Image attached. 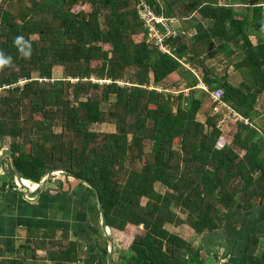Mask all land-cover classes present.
I'll return each mask as SVG.
<instances>
[{
	"label": "trees",
	"instance_id": "1",
	"mask_svg": "<svg viewBox=\"0 0 264 264\" xmlns=\"http://www.w3.org/2000/svg\"><path fill=\"white\" fill-rule=\"evenodd\" d=\"M145 1L166 18H176L172 6L179 5L183 23L164 41L171 54L147 38L138 0H0V52L11 57L0 68V150L9 139L22 179L38 183L63 169L95 187L113 235L133 236L115 264H204L197 255L181 256L191 246L163 225H187L200 235L221 228L223 212L240 196L245 208L264 202V105L257 108L264 45L249 41L264 25L262 6L240 1L245 6L238 12L233 1L172 0L162 10L159 1ZM17 37H23L19 45ZM220 51L227 63L237 58V86L218 71ZM55 67L61 78L53 77ZM171 73L180 80L166 85ZM22 79L27 82L19 85ZM215 89L249 122L234 123L220 149L219 115L210 110L203 123L196 119ZM260 116L263 123L255 121ZM105 123L114 130L89 129ZM3 163L14 176L7 156ZM252 264H264V248Z\"/></svg>",
	"mask_w": 264,
	"mask_h": 264
},
{
	"label": "crops",
	"instance_id": "2",
	"mask_svg": "<svg viewBox=\"0 0 264 264\" xmlns=\"http://www.w3.org/2000/svg\"><path fill=\"white\" fill-rule=\"evenodd\" d=\"M222 1L217 0L218 3H237L234 9L238 12L245 6L240 1ZM258 4L262 6L264 22V0ZM191 32L189 36L193 34ZM249 41L252 46L264 45V25L257 33L249 35ZM220 42L214 39V44L222 47ZM224 52L218 53L217 59L222 61L218 64V71H222L221 75L226 74L228 82L237 86L241 82L242 70L233 65L236 57H232L233 63H227L230 59L224 56ZM169 76L165 80L167 83L180 80L177 73ZM167 89L177 95L175 88ZM187 92L188 89H183L184 95ZM210 110L208 98L196 119L203 123ZM231 128L232 125L226 126L221 135L231 138L230 131H227ZM33 188L32 184L18 183L15 175L10 176L8 168L0 165V264H107V241L100 227L98 204L91 188L71 175L54 177L40 192L33 191ZM253 203L252 207L245 208L240 196L233 209L223 212L225 220L221 228L211 232L198 235L183 224L164 223L163 228L191 246L190 254L187 250L181 252L183 257L191 258L194 254L205 264H252L253 257L264 248V202ZM177 214L181 219L185 218L184 214ZM122 235L127 237L128 246L119 244ZM132 238L125 231L113 235V264L119 251L129 248Z\"/></svg>",
	"mask_w": 264,
	"mask_h": 264
},
{
	"label": "built area",
	"instance_id": "3",
	"mask_svg": "<svg viewBox=\"0 0 264 264\" xmlns=\"http://www.w3.org/2000/svg\"><path fill=\"white\" fill-rule=\"evenodd\" d=\"M135 9L139 16V19L142 20L143 26L147 32V38L150 42L156 46L162 53H170L169 47L164 43L165 39L171 36L176 35L174 26L172 25V18H166L162 14H156V12L146 3L145 0H138V3L135 4ZM184 34V32H181ZM96 82L97 80H93ZM27 80L22 79L18 82L19 85L26 83ZM101 83L102 81H98ZM103 82H110V80H103ZM199 88L207 90L206 87L199 83ZM211 110L213 114L219 115L216 127L221 131L226 129V126L229 124H234L236 122H244L248 124L247 119L241 117L235 110H233L228 104L222 100V90L215 89L210 92L209 95ZM228 145V141L220 135L217 143L216 149H220L223 146Z\"/></svg>",
	"mask_w": 264,
	"mask_h": 264
},
{
	"label": "rangeland",
	"instance_id": "4",
	"mask_svg": "<svg viewBox=\"0 0 264 264\" xmlns=\"http://www.w3.org/2000/svg\"><path fill=\"white\" fill-rule=\"evenodd\" d=\"M157 1H159V3H160V7H161V9L163 10L164 8H165V2H171L172 0H157ZM236 1H242V2H248L249 3V1L250 2H259V1H261V0H236ZM223 2V1H222ZM178 3H180V1L178 0ZM81 5V4H80ZM132 5H133V3H132ZM84 6V8L85 9H87L88 8V5L87 4H85V5H83ZM172 10H173V12L176 14V18H172V25L173 26H181V24L183 23V22H181V20H180V18H179V15H178V10H179V5H173L172 6ZM185 34H187V33H185ZM105 48H107V47H105ZM211 63H214L212 60L210 61ZM92 64L94 65V64H97L98 66H99V61H97V62H92ZM215 64V63H214ZM221 70V69H220ZM243 70H245L246 71V69H243ZM222 72V71H221ZM34 76H36V75H34ZM243 76H244V73H243ZM53 77H56V78H61L62 77V70L60 69V68H57V67H55L54 68V70H53ZM168 77H170V76H168ZM167 77V78H168ZM93 80L95 79L96 80V77L93 75ZM165 84L167 85V84H170V83H167V82H165ZM113 100H114V97L113 96H111V98H110V100H109V102H113ZM108 105H109V103H106V104H102L101 105V107H102V109L103 110H107V108H108ZM263 105H264V94L263 95H261L260 97H259V100H258V107L257 108H259V106L262 108L263 107ZM261 108H259L260 110H261ZM255 121H257V123H263L262 121H263V116H261V117H259V120L258 119H256ZM230 125H234V124H229V127H230ZM89 129L90 130H93V131H96V132H100V133H104V132H110V131H113L114 129H113V126L112 125H107L106 123L105 124H91V125H89ZM232 130L234 129V127L233 128H231ZM227 130L228 132L230 131H232V130ZM53 130L55 131V132H59L60 131V129H59V127L58 126H56V127H54L53 128ZM223 131V130H222ZM224 138L226 139V140H230L231 138H229L228 139V137L225 135L224 136ZM9 140V139H8ZM8 140L5 142V146H7L8 147ZM4 146V147H5ZM27 148V147H26ZM8 168V166L7 165H5L4 163H3V165H2V168ZM58 176H62V175H56L55 176V178H57ZM120 180L122 181L124 178H125V176H126V171H124V172H122L120 175ZM60 178H62V177H60ZM156 189L159 191V192H163L164 191V187L162 186V185H160V184H156ZM178 212V211H177ZM179 214H181L180 212H178ZM130 238V237H129ZM127 241V237H125V236H120L119 237V244L120 245H122V246H128V243L126 242ZM116 248H118V246L116 247ZM204 262V261H203ZM214 263V262H213ZM204 264H205V262H204Z\"/></svg>",
	"mask_w": 264,
	"mask_h": 264
},
{
	"label": "water",
	"instance_id": "5",
	"mask_svg": "<svg viewBox=\"0 0 264 264\" xmlns=\"http://www.w3.org/2000/svg\"><path fill=\"white\" fill-rule=\"evenodd\" d=\"M7 156L10 160V164H11V167L13 169V172H14V175H15V178H16V181L18 183H21L22 181V178L19 174V171L17 170V168L15 167V164H14V161H13V157H12V153H11V149L7 146L3 147L1 150H0V165L2 163V160L4 159V157ZM58 173H66V174H69L71 175L70 173L66 172L65 170L63 169H52L50 171H48L41 179L38 183H34V182H31L29 181L30 183L32 184H35L36 185V188L33 190V191H36V192H40L43 190L45 184L48 182V180L58 174ZM79 180L81 182H83L84 184H86L87 186H89V188H91V190L94 192L95 196H96V200H97V204H98V210H99V222H100V227H101V230L103 231L105 237H106V241H107V250H106V261H107V264H113V253H114V239H113V234L111 232V230L109 229V227L106 225V216H105V212H104V208L100 202V199H99V196H98V192L96 190L95 187H93L87 180L83 179V178H79ZM25 187V190L26 192L28 190V187L24 186Z\"/></svg>",
	"mask_w": 264,
	"mask_h": 264
},
{
	"label": "clouds",
	"instance_id": "6",
	"mask_svg": "<svg viewBox=\"0 0 264 264\" xmlns=\"http://www.w3.org/2000/svg\"><path fill=\"white\" fill-rule=\"evenodd\" d=\"M23 41V37H17L15 40V43L17 45L21 44V42ZM11 63V57H5V55L0 52V68H3L6 65H9Z\"/></svg>",
	"mask_w": 264,
	"mask_h": 264
},
{
	"label": "bare ground",
	"instance_id": "7",
	"mask_svg": "<svg viewBox=\"0 0 264 264\" xmlns=\"http://www.w3.org/2000/svg\"><path fill=\"white\" fill-rule=\"evenodd\" d=\"M22 183H24V184H32V183H30L28 180H26V179H22V181H21ZM33 186H34V188H33V190L36 188V185L35 184H32Z\"/></svg>",
	"mask_w": 264,
	"mask_h": 264
}]
</instances>
